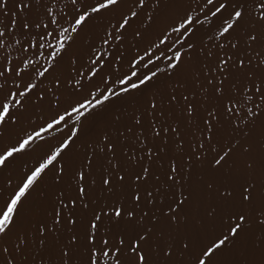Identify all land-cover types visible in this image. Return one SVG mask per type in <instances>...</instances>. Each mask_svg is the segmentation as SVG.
Returning <instances> with one entry per match:
<instances>
[{"label": "snow or ice", "instance_id": "1", "mask_svg": "<svg viewBox=\"0 0 264 264\" xmlns=\"http://www.w3.org/2000/svg\"><path fill=\"white\" fill-rule=\"evenodd\" d=\"M0 264H264V0H0Z\"/></svg>", "mask_w": 264, "mask_h": 264}]
</instances>
